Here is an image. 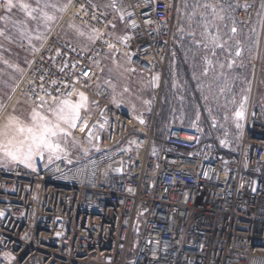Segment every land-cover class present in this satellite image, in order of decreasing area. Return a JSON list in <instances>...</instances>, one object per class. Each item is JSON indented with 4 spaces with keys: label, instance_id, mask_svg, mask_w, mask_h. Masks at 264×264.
<instances>
[{
    "label": "built area",
    "instance_id": "obj_1",
    "mask_svg": "<svg viewBox=\"0 0 264 264\" xmlns=\"http://www.w3.org/2000/svg\"><path fill=\"white\" fill-rule=\"evenodd\" d=\"M111 1L110 10L69 0L63 17L92 32L91 44L65 38L57 24L0 104L1 119L16 96L42 106L91 95L94 111L77 131L91 128L98 146L37 170L0 164V264H264V104L248 107L228 154L196 126L158 122L181 0ZM232 1L238 26L260 6L264 27V0ZM118 60L151 78L148 121L96 86Z\"/></svg>",
    "mask_w": 264,
    "mask_h": 264
},
{
    "label": "rangeland",
    "instance_id": "obj_2",
    "mask_svg": "<svg viewBox=\"0 0 264 264\" xmlns=\"http://www.w3.org/2000/svg\"><path fill=\"white\" fill-rule=\"evenodd\" d=\"M32 1L34 0H3L4 8L1 19L2 17L4 19V16H8L13 9H21L24 11V15L33 16L30 12L34 8H29ZM93 1L107 9H113L111 0ZM34 2L36 4V1ZM68 2L69 0L60 2L58 4V12L47 17L46 21L49 27L44 35L38 37V34L34 31H29L30 29L34 30L33 28L22 25L19 28L20 34L16 38L14 36L8 38V41L17 49V52L24 57V66L27 62L29 64L32 51L43 43L44 38L57 24H59L57 32L65 38L80 46L91 44L95 36L92 32L73 18L69 16L63 17ZM185 2L186 5L189 4L188 1ZM191 3L193 8H188V5L186 7L190 11L187 21L192 20L197 15L202 19L210 17L217 24L215 34L210 36L218 38V36H222L225 33L222 29L221 21H223L226 7L222 5L221 0H194ZM182 5L181 0L175 11L177 25L182 15L185 18V9H183ZM258 22L254 49L248 54L247 59L243 61L251 69L249 82L245 88H240L236 92H228L227 96L223 94L217 95L218 102L212 108L217 113L213 119L218 122V126L221 124L223 128V131L217 135L219 137V145L224 149L231 150L233 146H236L237 136L243 128V117L248 107L250 105L264 104V27L262 28L261 26V17H259ZM187 25L190 26L189 24ZM115 26V31L117 32L124 30V27L122 28L120 25ZM1 35L2 32L0 31ZM29 38H35L33 40L37 41V43H32ZM226 42L221 41L220 45L223 46ZM224 50L229 54L227 58L229 69L235 62L234 57L230 55V47L225 46ZM217 69L219 70L220 66H217ZM96 86L103 87L109 91V103L125 106L134 117L143 121L141 114L147 110V101L150 93L152 97V83L150 86L149 80L137 68L124 60L108 62ZM140 90L144 94L143 98L134 96ZM10 92L0 91L1 105L7 102ZM131 98L136 99L139 108L132 105L134 100H131ZM137 99L141 101H137ZM142 105L145 111L141 109L140 106ZM93 111L91 95L79 101L62 98L42 106L32 105L17 96L14 97L7 105L0 119V164L11 165L15 162H20L29 168L37 170L58 157L71 160L79 152L85 151L88 147L95 144V142H90L87 131H77L80 120L84 115H91ZM6 259L10 260V257H6Z\"/></svg>",
    "mask_w": 264,
    "mask_h": 264
},
{
    "label": "trees",
    "instance_id": "obj_3",
    "mask_svg": "<svg viewBox=\"0 0 264 264\" xmlns=\"http://www.w3.org/2000/svg\"><path fill=\"white\" fill-rule=\"evenodd\" d=\"M34 1H36V4ZM34 1L29 6L31 9L34 8L30 12L33 16L24 15V11L21 9L11 10L8 16H4V19L3 17L1 19L2 15L0 16L2 20H0V31L2 32L0 36V91L2 92L6 93L14 89L28 65L27 62L24 66V57L17 52V49L8 41V38L10 36L16 38L20 34L19 28L22 25L33 28L34 30L30 29L29 31H34L38 34V37L44 35L49 27L46 21L47 17L56 14L59 8L58 4L64 0ZM185 1L189 2L187 4L188 8H193L191 2L194 0H182L185 18L183 15L180 17L174 43V79L171 81L168 69L155 109V118L158 122H164L169 119L171 123L196 126L200 129L203 138L213 140L225 154L232 153L235 151L236 146H233L231 150H226L219 145L217 134H220L223 128L221 124L218 126V122L213 119L217 113L212 108L218 102L217 95L223 94L227 96L228 92H236L240 88H245L249 82L251 69L243 61L247 59L248 54L254 49L261 8L260 6L258 7L251 24L246 28H242L233 19L234 11L239 3L232 0H221L222 5L226 7L223 21H221L222 29L225 33L222 36H218V38L213 37V43L211 41L197 42L199 37L204 38L206 35L215 34L217 24L210 17L202 19L198 15L187 21L190 11L189 9L187 10ZM54 4L56 5L55 7ZM25 29L27 30V28ZM33 39L35 38H29L32 43H37ZM220 40L227 41V45L226 43L223 46L220 45ZM225 46L230 47V55L234 57L235 61L229 69L227 59L229 54L224 50ZM212 51H215L213 55L211 54ZM186 53L195 60L188 59ZM202 53H204L203 56H201ZM204 56L212 64V69H206L205 71ZM217 66H220L219 70ZM144 75L151 86L150 76ZM134 96L143 98L144 94L140 90ZM131 100H134L132 105L139 108L136 99L131 98ZM137 101L141 100L137 99ZM147 103L146 111L143 105L140 106L145 111L141 114L143 121H148L151 117L153 107L151 93ZM158 135L159 137L162 136L161 129H158ZM97 149L98 146L96 144L91 145L87 150L79 152L76 157L68 161L72 163L80 160ZM137 230H139L138 226L135 229L134 239L138 234Z\"/></svg>",
    "mask_w": 264,
    "mask_h": 264
},
{
    "label": "crops",
    "instance_id": "obj_4",
    "mask_svg": "<svg viewBox=\"0 0 264 264\" xmlns=\"http://www.w3.org/2000/svg\"><path fill=\"white\" fill-rule=\"evenodd\" d=\"M213 37L212 36H208V35H206V37H199V38H197V42H199V41H201V42H203V41H206V42H210L211 41V43H213ZM215 53V51H212L211 52V54L213 55ZM195 54H197V53H195ZM203 54L204 53H202L201 54V56H203ZM186 55L188 56V59H190V60H195L192 56H190V55H188L187 53H186ZM195 62H199V61H195ZM192 64H193V62H192ZM203 64H205V71H206V69H212V64L209 62V60H207V58H206V56H204L203 57ZM194 65V64H193ZM167 68L169 69V71H170V78H171V81H173V79H174V48H173V51H172V53H171V56H170V58H169V61H168V65H167ZM172 83V82H171Z\"/></svg>",
    "mask_w": 264,
    "mask_h": 264
},
{
    "label": "bare ground",
    "instance_id": "obj_5",
    "mask_svg": "<svg viewBox=\"0 0 264 264\" xmlns=\"http://www.w3.org/2000/svg\"><path fill=\"white\" fill-rule=\"evenodd\" d=\"M86 120V116L84 115V117L80 120V122L78 123V129L81 128L84 125V122ZM95 129V128H94Z\"/></svg>",
    "mask_w": 264,
    "mask_h": 264
},
{
    "label": "water",
    "instance_id": "obj_6",
    "mask_svg": "<svg viewBox=\"0 0 264 264\" xmlns=\"http://www.w3.org/2000/svg\"><path fill=\"white\" fill-rule=\"evenodd\" d=\"M90 129H91V128H89V129L87 130L88 135H89V131H90Z\"/></svg>",
    "mask_w": 264,
    "mask_h": 264
}]
</instances>
